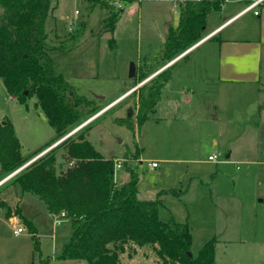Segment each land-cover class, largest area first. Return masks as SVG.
<instances>
[{"label": "rangeland", "instance_id": "obj_1", "mask_svg": "<svg viewBox=\"0 0 264 264\" xmlns=\"http://www.w3.org/2000/svg\"><path fill=\"white\" fill-rule=\"evenodd\" d=\"M122 3V15L113 32L103 29L106 9L87 0H54L46 21L55 73L100 105L79 129L105 157L125 159L116 169V181L129 180L130 168L136 166L139 198H162L163 219L190 224L194 253L215 237L216 264H264V200L260 201L264 199V82L251 86L218 80L215 36L225 32L212 35L214 39L209 37L168 63L165 42L170 26L178 22L174 3ZM218 10L209 13L204 37L214 32ZM165 60L171 64L170 85L162 93L157 111L139 125L140 86L154 81L150 75ZM132 63L137 70L134 77L129 76ZM35 102L32 97L28 106L19 103L0 77V122L9 119L14 124L27 158L24 165L52 148L58 162L68 164L66 149L60 145L62 137H57ZM119 118L129 119L133 127L119 123ZM128 151L138 152L140 157H127ZM215 151L217 159L209 160ZM239 158L246 161H234ZM154 161L157 168L152 167ZM9 175L0 170V195L6 199L0 212V263L23 256L30 264H41V258L49 264H88L84 259L54 262L72 235L71 220L49 214L46 204L34 194L22 198L20 186L12 183L14 175ZM20 206L35 217L41 254L28 229L14 233L25 226ZM8 213L21 220H13ZM126 247L120 253V264L162 263L150 244Z\"/></svg>", "mask_w": 264, "mask_h": 264}, {"label": "trees", "instance_id": "obj_2", "mask_svg": "<svg viewBox=\"0 0 264 264\" xmlns=\"http://www.w3.org/2000/svg\"><path fill=\"white\" fill-rule=\"evenodd\" d=\"M106 9L103 29L113 32L123 8L116 0H87ZM130 1V0H121ZM223 0L187 1L182 6L177 26H170L165 42V58L171 61L204 37L209 13L219 9ZM54 0H0V77L7 92L28 106L32 97L48 122L63 137L100 110L95 99L81 94L62 74L55 73L48 42L46 21L54 9ZM171 78L170 66L140 86L137 122L144 124L154 112L162 89ZM117 121L133 127L129 119ZM65 158L58 162L55 148L18 171L12 178L21 192L39 197L51 214L65 213L71 220L72 235L54 259L68 263L84 259L88 264H120V253L127 244L153 246L161 264H216L215 237L206 241L197 253L192 251L190 224L160 216L161 198L138 196L139 173L130 169V179L117 183L115 159L105 157L78 129L64 139ZM138 152L126 156L139 158ZM133 154V156H132ZM22 144L14 124L0 122V170L9 175L24 165ZM6 203L0 199V208ZM8 215H11L8 213ZM32 234L35 250L41 254L37 227L22 213ZM190 252L192 253L190 255ZM42 264H49L46 260Z\"/></svg>", "mask_w": 264, "mask_h": 264}, {"label": "crops", "instance_id": "obj_3", "mask_svg": "<svg viewBox=\"0 0 264 264\" xmlns=\"http://www.w3.org/2000/svg\"><path fill=\"white\" fill-rule=\"evenodd\" d=\"M253 3H254L253 0L223 1L222 5L219 8L220 10H218L219 11L218 22L214 25L212 29V31L214 32H212L208 36L203 37L199 42L196 43V45L194 44L188 50V52H190V50H192L195 46H197L202 41L208 39L209 37L212 39L216 37L215 38L217 44L216 68H217L218 80L221 83L231 84V85L245 84L251 86L252 85L258 86L264 82V1L259 5H254ZM256 10H259V14H255ZM61 18H65V15L61 14ZM177 21H179V16L177 18ZM236 22H240V23L234 25ZM222 32L225 33L223 35L217 36L218 35L217 33H222ZM215 34L217 35L215 37H212V35L214 36ZM164 63L165 65L163 66L161 65L150 75L151 78L169 66L171 69L172 63L168 65L169 62L166 63V60ZM171 77H172V71H171ZM171 79L172 78H170V80ZM170 80L163 87L162 93L166 88L169 87ZM133 89L134 88H132V90ZM161 97L158 103L156 104L154 112L157 111V106L161 100ZM231 155L232 154H230L229 156L227 155V157H231ZM195 161L196 160H193V162ZM211 161H215V160H211ZM234 161L245 162L246 160L239 158L238 160L234 159ZM158 166L159 164L156 167L153 166L152 167L157 168ZM135 167L133 166L131 168H135ZM124 182L117 181V183H124ZM138 191H139V182H138ZM25 195L31 197L33 196L32 193H25V194L21 193L22 198L25 197ZM0 198L1 200L6 202V199L1 195ZM22 198L18 200L19 203L23 201ZM263 200H264L263 198L260 199V201ZM20 207L22 209V214L25 217L33 220L38 231L39 227L34 219L35 217L33 216V214L30 215L25 214L24 206H20ZM163 207H164V202L162 207L160 208V216H161V209ZM2 209L3 208H0V212H2ZM49 214L51 213L49 212ZM11 216L13 220H17L19 218L18 216H14V215ZM19 220L21 219L19 218ZM24 227L27 229L26 226ZM42 259L43 258H41V264H42ZM120 261H121V257H120ZM0 264H30V260L29 259L27 260V258L25 259L23 256H15L11 258H5V260L1 261ZM31 264L34 263L32 262Z\"/></svg>", "mask_w": 264, "mask_h": 264}, {"label": "built area", "instance_id": "obj_4", "mask_svg": "<svg viewBox=\"0 0 264 264\" xmlns=\"http://www.w3.org/2000/svg\"><path fill=\"white\" fill-rule=\"evenodd\" d=\"M174 3V12H177L178 13V16H180L181 14V11H182V6L184 5L185 2L187 1H200V0H170ZM264 0H253V4L254 5H259L261 3H263ZM123 1L121 0H116L115 1V5H117L119 8H122L123 7ZM223 3V1H222ZM221 3V5H222ZM78 11H76L77 13ZM255 14H259V10H256L255 11ZM71 29V28H70ZM209 159L210 160H216L217 159V151H215L214 153H212L210 156H209ZM125 163V159L124 160H120V159H116L115 160V172H116V169L117 168H120L123 166V164ZM158 165L157 162H152V166L153 167H156ZM53 216H64L65 217V213H60V214H52ZM59 221V217H56V222ZM25 227L22 226V227H18L17 229L14 230V233L16 235H19L20 233H22L24 231Z\"/></svg>", "mask_w": 264, "mask_h": 264}, {"label": "water", "instance_id": "obj_5", "mask_svg": "<svg viewBox=\"0 0 264 264\" xmlns=\"http://www.w3.org/2000/svg\"><path fill=\"white\" fill-rule=\"evenodd\" d=\"M196 45V44H195ZM190 49V48H189ZM188 49V50H189ZM187 50V51H188ZM186 51V52H187ZM185 52V53H186ZM178 58V57H177ZM174 61V59H173ZM172 60L169 62H173ZM136 66L134 65V63L131 64V68H130V72H129V76L130 77H134L136 75ZM132 113V112H131ZM83 124H80L79 126H77L76 128H74L72 131H70L68 134H66L65 136H63L61 139H60V142L63 141L64 139H66L67 137H69L70 135H72L76 130H78ZM43 155V154H42ZM41 156V155H40ZM40 156L36 157L35 159L31 160L30 162L26 163L25 165H22L21 167H19L18 169H16L14 172H12L9 176L11 175H14L15 173H17L18 171L22 170L24 167H26L27 165H29L31 162L35 161L37 158H39ZM192 253L190 252V255Z\"/></svg>", "mask_w": 264, "mask_h": 264}]
</instances>
